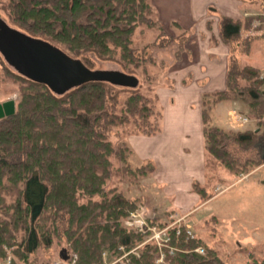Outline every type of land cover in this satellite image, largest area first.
I'll use <instances>...</instances> for the list:
<instances>
[{
  "label": "trees",
  "instance_id": "1",
  "mask_svg": "<svg viewBox=\"0 0 264 264\" xmlns=\"http://www.w3.org/2000/svg\"><path fill=\"white\" fill-rule=\"evenodd\" d=\"M0 11L13 29L49 41L91 70L95 65L89 55L121 64L128 76L151 63L134 47L139 27L163 29L151 16V0H0ZM252 23L253 19L220 18V40L230 52L226 87L203 95L207 152L234 176L248 173L255 164L239 163L229 148L246 151L264 139V79L260 70L238 59L251 51L255 38L241 33ZM0 66L18 90L21 84L15 115L0 120V261L11 250L21 264H37L34 255L40 249L49 253L55 239L60 243L63 238L70 253L78 256L75 264H103L104 253L113 260L123 255L121 248L130 251L144 244L143 234L123 225L125 217L144 203L143 194L130 196L109 187V181L114 157L121 163L119 170L141 190L154 164L138 161L120 134L117 148L112 135L121 126H134L127 137L160 133L159 99L140 87L117 89L110 80L87 81L56 94L12 70L1 54ZM221 102L240 104L243 116L254 118L257 129L233 132L214 125L212 112ZM194 190L203 200L208 198L199 183ZM154 221L165 224L161 217ZM168 235L175 252L164 247L165 261L158 262V246L149 242L131 253L126 264H228L202 238L188 237L185 228L178 234L172 227ZM198 246L206 253L196 252Z\"/></svg>",
  "mask_w": 264,
  "mask_h": 264
},
{
  "label": "rangeland",
  "instance_id": "2",
  "mask_svg": "<svg viewBox=\"0 0 264 264\" xmlns=\"http://www.w3.org/2000/svg\"><path fill=\"white\" fill-rule=\"evenodd\" d=\"M151 4H153L152 1ZM159 7L160 3L158 6L153 4L154 11L151 16L154 18V20H158L160 22L161 17L164 19V15H168L169 11L166 10L167 7L163 10H159ZM0 22H4L12 28L11 24L8 22L5 14L2 11H0ZM262 27L263 22L260 18L256 21H253L248 33L259 36L260 32L262 31ZM163 29L161 30L155 27L148 28L147 26L143 25L139 27L134 37V47L139 52H144L143 54L145 57H150L151 63H147L145 67H142L136 71V85L129 86L125 84H116L117 87H115L117 89L119 87H140L142 93L144 92L150 97H156L157 100L159 99L157 103L158 110H163L164 107L163 101H161L162 99L160 98L161 90L174 88V66L177 64L175 60L179 58L178 53L180 49V43L178 40L182 36H180L181 31H179L177 28H171L169 31ZM11 40L12 41H9L8 43L10 45L9 49L5 50L6 53L2 54L0 50V54L3 56L5 61L8 59L12 64H14V66L21 68L22 71L9 65L12 70L21 74L22 76H25L33 81H46L48 78H51V74H57L61 76L62 73H68L72 71L76 77L81 78V72L75 71L72 68L70 69L66 66H61L59 68L53 67L49 64H46L37 56H35V66H33L31 63L33 54L30 53V50H28L25 46H16L15 40ZM154 41L157 43L154 44ZM181 43L184 44L185 42L182 41ZM149 45L150 47H148ZM28 55L31 57L28 59L30 66L27 68H22L21 64L26 63V61L22 60L24 57L28 58ZM89 56H91L95 65L94 70L99 69L103 71L110 70L124 72L122 65L117 62L109 60L102 61L95 56ZM54 76L55 75H53V77ZM74 80L75 79H71V81H68V83L70 84ZM20 85L21 84L19 83L18 90V84L12 79L7 78L4 75V70L0 66V103L6 102L8 100H15L17 102L19 100ZM62 88V83L57 85L58 91ZM57 90L54 91L56 94H58ZM125 97L126 94H122V100ZM225 107L226 110H230V112L223 110ZM242 109V106L238 103H233V105H231L227 102H221V104H218L212 112V120L214 125L222 127L223 129H228L226 131L233 132L237 130L244 131L247 129V127L253 130L257 129V122L254 118L249 117V122L245 125L241 122V118L238 115H243ZM262 121L264 122V118H262ZM260 128L262 129L260 131L262 133L264 131V125L260 126ZM133 131H135L134 126H121L116 128L114 130V134L112 135L114 136V142L116 144L115 146L117 147V144H119L120 141L117 139L118 134L122 136V140H125L127 137L126 134ZM260 142H258L259 144H256L252 149H247L246 151L238 150L237 147L229 148L239 163L251 161L255 164V166L248 172L251 173L257 169L260 170L250 175L247 181L237 183L229 191H226L222 196L212 201V203L198 208L189 218V226L191 227L192 232L194 231L197 233V235L202 238L207 246L215 248L222 260L226 261L228 264H262V261L264 260V184H262V181L264 180V139L261 138ZM209 157L210 160L207 164L209 167V176H214L218 173V178H222L223 180H226L227 183H229L236 180V178H241V175H248L247 173H244L234 176L225 167L218 165L217 161L213 159L212 155H209ZM138 161L142 162L141 159ZM113 165L114 172L113 176L111 177V181H109V187H117L119 190H124L130 196H134L135 194L139 193L143 194L144 203L150 206H148L149 208L147 209V214L150 215V218L148 221H146V223L150 227L152 225H158V223H155L153 216L151 217L152 213L154 212L152 208L157 205V207L160 205H171L170 199L167 198L162 192L164 184H157L155 179L148 177L147 180L141 181L144 185V189L141 190L138 187L134 188V185H132L130 182L131 178H129L123 171L119 170L121 163L116 157L113 158ZM160 216L162 215L160 214ZM125 219L123 220L124 226L126 225ZM161 219V222H165V224L164 226L158 225V233L156 231L150 230L147 234H143L145 236L144 244L149 242L155 244H158V242L161 243V238H164L165 234L161 233L160 235L159 232L163 230V227L172 224L174 221L173 218H168V216H163ZM127 228L129 229V226H127ZM194 232L193 234L196 238V234ZM59 241L60 240L55 239V243L49 249V253H45L44 249H40L34 255V257H37V264L76 263L78 256L76 253H70V244H67V242L65 243V238H63L60 243ZM144 244L139 245L138 248L142 247ZM138 248L132 249L130 251H126L124 248H121L123 255L118 258L114 257L113 260H109L108 255L104 253L103 264H113L116 261L120 262L121 264H126L128 261V256L131 253H137ZM163 248L164 247H162V249ZM64 249H66L67 254L70 256L67 261L61 256V252ZM158 249L160 252L159 255L162 256V254H164L163 261H165V253L163 250H160L159 247ZM7 253L6 259L4 261H0V264H6V261L9 257H11L12 260L11 264H21L20 260L14 256L11 250H7ZM160 258L161 257L159 256V259Z\"/></svg>",
  "mask_w": 264,
  "mask_h": 264
},
{
  "label": "crops",
  "instance_id": "3",
  "mask_svg": "<svg viewBox=\"0 0 264 264\" xmlns=\"http://www.w3.org/2000/svg\"><path fill=\"white\" fill-rule=\"evenodd\" d=\"M151 1L156 6L160 3L159 10L167 7L169 14H162L165 20L161 17V26L166 31L171 28L181 31L182 36L178 40L180 49L181 42L185 43L179 58L175 60L174 88L163 89L160 93L164 106L162 131L155 136L126 137V141L138 160L153 162L155 170L149 178L155 179L157 184H164L162 192L170 199V206L157 205L152 208L154 219L163 216L173 218L174 221L185 219L184 222L189 226V218L198 208L212 203L237 183L247 181L250 175L260 170L248 172V175H241V178L229 183L218 178V173L209 176L207 164L210 157L203 132L202 104L204 94L221 92L226 87L230 52L219 36V21L222 17L237 21L262 19L263 27L259 36L242 30L243 37L255 39L250 53L239 55L238 59L242 65L260 70L264 79V0ZM195 183H199L208 192L206 200L194 190ZM139 206L147 209L150 207L145 203Z\"/></svg>",
  "mask_w": 264,
  "mask_h": 264
},
{
  "label": "water",
  "instance_id": "4",
  "mask_svg": "<svg viewBox=\"0 0 264 264\" xmlns=\"http://www.w3.org/2000/svg\"><path fill=\"white\" fill-rule=\"evenodd\" d=\"M11 39L15 40V44L20 46H25L30 53L33 54L31 59V63L35 66V56L39 57L42 61L46 64H49L53 67H61L66 66L70 69L72 68L75 71H79L82 73L81 78L76 77L75 74L71 71L68 73H62L61 76L57 74H51L50 77L46 81H38L41 83L46 84L49 86L53 91L57 90V85L62 83L63 88L59 91L57 90L58 94L70 91L75 86L83 84L87 81H95V80H110L114 84H125L129 86L136 85L137 79L135 76H128L125 75L123 72H116V71H103V70H91L88 66L82 62L81 59L74 58L71 55H68L64 52L60 47L55 46L54 44L50 43L49 41H45L39 38H32L28 34L18 31L17 29H13L9 27L6 23L0 22V50L2 54H5V50L9 49V41ZM29 53V54H30ZM30 54V55H31ZM29 56V55H28ZM32 56V55H31ZM31 58L30 56L24 57L22 61H26V63L21 64V67H29L30 63L28 59ZM34 58V59H33ZM7 63L14 67L15 69H20L19 67L14 66L8 59H6ZM22 71V70H21ZM53 75H55L53 77ZM71 79H75L72 83H68ZM16 113V101L15 100H8L6 102L0 103V120L11 117ZM61 256L64 260L67 261L69 259V255L67 251L64 249L61 252Z\"/></svg>",
  "mask_w": 264,
  "mask_h": 264
},
{
  "label": "built area",
  "instance_id": "5",
  "mask_svg": "<svg viewBox=\"0 0 264 264\" xmlns=\"http://www.w3.org/2000/svg\"><path fill=\"white\" fill-rule=\"evenodd\" d=\"M241 122L243 124H246L249 119L247 117L245 118H241L240 119ZM152 217V215H151ZM150 218V215L147 214V208L145 207H140L138 210H136L135 212H131L130 215L128 217H126L125 219V224L127 226H129V229L134 230V232L137 233H142V234H147L150 230L156 231L158 228V225H152L151 227L148 226V224L146 223V221H148V219ZM154 218V217H153ZM185 219H178L177 221H173L172 224L170 225H166L165 227H163V230H161L159 232V234L161 235V233L165 234L164 238H161V243L158 242L157 246L160 248V250H163L162 247L168 248L169 252L171 254H173L174 248L169 246V235H168V230L172 227L177 229V233L180 234L182 232V230L185 228L186 232L188 234V237L190 238H195V235L193 234L191 227H189L188 225H186V223L184 222ZM125 225V226H126ZM126 226V227H127ZM158 233V232H157ZM158 235V234H157ZM159 235V236H160ZM195 251L201 253V254H205L206 250L204 249V247L202 246H198ZM160 259L158 260V262H162L164 260V254H162V256L160 255ZM12 260L11 257H9L6 261V264H11ZM118 262V261H116ZM115 262V263H116ZM113 263V264H115Z\"/></svg>",
  "mask_w": 264,
  "mask_h": 264
}]
</instances>
